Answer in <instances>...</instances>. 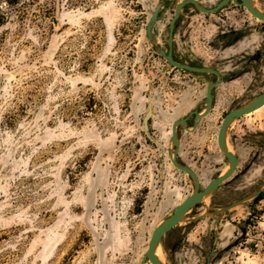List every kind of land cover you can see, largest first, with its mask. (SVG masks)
<instances>
[{"label": "rangeland", "instance_id": "374dc122", "mask_svg": "<svg viewBox=\"0 0 264 264\" xmlns=\"http://www.w3.org/2000/svg\"><path fill=\"white\" fill-rule=\"evenodd\" d=\"M180 1L20 0L8 7L0 0V264H140L154 228L192 193L193 182L166 156L172 122L203 108L205 85L169 66L145 33L152 10L164 3L154 34L165 48ZM200 1L211 8L220 0ZM254 1L264 11V0ZM187 10L199 19L179 27L181 60L191 54L192 36L204 47L217 41L210 26L224 30L222 19L253 32L260 50L236 95L220 89L197 131L181 132L182 158L205 184L226 167L216 145L224 114L264 88V25L232 4L215 15ZM259 129L264 107L228 131L240 158L235 176L259 154L249 172L222 185L228 203L264 187ZM216 200L206 198L186 216L204 217L162 238L163 263L264 264V192L222 214L219 224L210 218L228 206Z\"/></svg>", "mask_w": 264, "mask_h": 264}, {"label": "water", "instance_id": "95a60500", "mask_svg": "<svg viewBox=\"0 0 264 264\" xmlns=\"http://www.w3.org/2000/svg\"><path fill=\"white\" fill-rule=\"evenodd\" d=\"M233 2L234 4L241 6L245 8L249 14H251L254 18L264 21V11L260 10L254 0H221L216 6L213 8H204L202 7L197 0H184L175 5V12L172 20L169 23V29H168V36L166 39L167 44V51L158 48L157 47V38L154 34V27L159 19L160 11L164 7V3H158L154 9L151 12V16L149 18V21L147 23L145 33L147 40L149 44L152 46V48L155 50V52L160 55L162 58L166 60V62L169 64V66L186 71L195 77L199 78L197 76L198 73H211L218 76L219 80L217 82H208V88L206 91V97L204 100V103L206 105L205 110L201 113H196L195 117V124L191 130V132H194L197 128V121L203 118H206L213 108V101L214 96L212 94L213 88L218 85L221 82L220 76L217 71L211 69V68H198L193 67L187 64H182L174 60L172 56V47H173V36H174V30L176 26V22L180 16V13L182 9L188 5H193L199 12L204 14H214L224 8L229 3ZM264 107V92L260 95L252 98L248 102L234 108L230 112H228L219 127L218 133H217V146L218 149L228 158V164H227V171L225 174H222L215 178L210 184H208L202 191H200V181L196 173L190 169L188 166L181 165L177 160V155L180 149V140L178 138V127L182 126L185 130H188L185 126L186 119H179L172 123L171 126V135H170V149H169V155L172 165L178 169L179 171L185 173L186 175H189L192 177L195 183V187L192 191V193L179 205H177L170 215L163 218L158 225L154 228L151 237L148 242V247L145 252V255L142 258V261L140 264H165L163 263L159 256H158V249L160 246V243L162 241V238L173 228L177 227L181 223L184 222H191L198 220L204 216H199L196 218H186L187 213L199 202L202 200H205L208 198L212 193L218 188V186L223 183L224 181L228 180L233 173L236 170L238 158L237 156L230 150L228 143H227V135L228 131L231 127V125L241 119L242 117L252 114L256 112L257 110H260ZM153 111H152V105L149 104L148 106V112L146 113L143 124H144V130H148V121L152 117ZM264 192V187H261L259 190L255 191L254 193L248 195L247 197L243 198L242 200L235 202L231 204L230 206L213 213V215L218 213L227 212L232 208L243 206L248 201L253 200L256 198L259 194Z\"/></svg>", "mask_w": 264, "mask_h": 264}, {"label": "flooded vegetation", "instance_id": "af4514ba", "mask_svg": "<svg viewBox=\"0 0 264 264\" xmlns=\"http://www.w3.org/2000/svg\"><path fill=\"white\" fill-rule=\"evenodd\" d=\"M181 1H184V0H181ZM197 1H198V3L202 7L208 8V7H205L201 3L200 0H197ZM238 2H240V0H238ZM177 3H179V2H177ZM177 3L174 4V9L172 10L171 17H170L169 22H168V29H169V23H170V21L172 20V18L174 16L175 5ZM231 4L234 5L235 7L243 8V7L238 6V5L234 4L233 2H231L228 5H226L224 8H222L221 10H219L218 12L223 11L227 6H229ZM187 7H192V9L195 11L196 14H202V15H215L218 12H216L214 14H204V13L199 12L193 5H191V4L186 5L182 9V11L180 13V16H179V18H178V20L176 22V26H175V30H174V36H173V47H172V56H173V58H174L175 61H177L179 63H182V64H187V65H190V66H193V67H198V68H211V69H213V70H215V71L218 72V74L220 76V79H221V82L218 85H216L213 88V90H212V94L214 96L213 108H212V111H213L214 108H215V105H216L217 92L220 89H224V90H227V91H232L233 94L236 95V92L235 91H236V88H237V86L239 84V81H241L242 78L244 76H246L250 72V70H252V64L253 63L254 64H257L259 62L260 50H259V48H256L257 47V43H258V38L251 31L246 30L244 32L243 30H240V28H236V26H233V25L237 24V21H234V24H231V26H229V25L228 26H225L227 22H226V20H223L222 19L221 22L223 24H221V27L224 28V30H222L220 32H217V30L219 29V27H217L216 25H211L210 26V29H215V30H210V32L212 34V35L209 36L210 39H212V38H215L216 39L217 38L218 40L217 41H215V40H209L207 42V46H205V47L200 45V44H203V42H201L199 40H198V43L196 42V40L195 41H191V43H192V50H191V54H190L189 58L187 60H181L177 56V54L178 53H181V51L180 50H177V45L178 44H177V38H176V36H177V34L179 32L178 30H179L180 25L185 20V17L188 16L187 17L188 20L190 19V17H192V15H188L187 14V12H188ZM213 7H211V8H213ZM166 9H167V7H165V6L161 9L160 16H159L158 21L160 20L161 16L163 15V13H164V11ZM243 9L245 10V12L247 13V15H248V17L250 19L254 20L257 23H260V24L264 25V21H261V20H258L256 18H254L251 14H249V12L245 8H243ZM228 14L229 13H227L226 15H228ZM167 36H168V31H167ZM166 39H167V37L164 40L166 47L165 48H162L165 51H167ZM212 44H215V45L216 44H219L220 46H215V45L213 46ZM172 68L175 69V70H177V71H181V72H183V73L191 76L192 78H194V79L202 82L205 85V97H206V91H207V88H208V82L212 81V82L215 83V82H217L219 80L218 76H216L215 74H211V73H198L197 76L199 78H197L194 75H192V74H190V73H188L186 71H183V70H180V69H177V68H174V67H172ZM263 92H264V88H263V90L259 94H257V96L260 95ZM204 100H203V108H201V109L193 108L192 110L188 111L183 116H181L179 118H175L174 121H173V122H175L176 120H179V119H186L185 126H186V128H188V130H190V131H187L182 126H179L178 127V138L180 140V149H179V152H178V155H177L178 162L181 165L188 166L190 169H192V164L190 163V160L186 159V161H185L182 158V155L180 153V150H181V132L184 131V132H186L189 135L194 134L197 131V129H198L199 122L202 121V120H204V119H207L211 115L212 111L210 112V114L206 118H203V119L198 120L197 121V128H196V130L194 132H191V130H192L194 124H195L196 113L199 114V113H201V112H203L205 110L206 105L204 103ZM231 110H233V109H229L224 114V116L228 112H230ZM258 111L259 110H257L256 112H258ZM152 117H153V114H152ZM151 118L149 119V121L151 120ZM149 121H148V126L150 125L149 124ZM142 125L144 127L143 121H142ZM217 133H218V131H217ZM259 133L261 134L262 137L264 136V130L259 129ZM170 135H171V131H170ZM262 144L264 145V143H262ZM216 145H217V136H216ZM217 149H218V146H217ZM222 155L226 158L227 163H226L225 166H227V164H228V158L223 153H222ZM236 156L238 158V163H237V167H236L235 172L233 173V175L228 180H226L223 183H221L218 186V188L212 193V195H210L212 197H216V199H217L216 201L219 202L218 203L219 204L218 206L220 208L231 205V203H228V201H225L228 198V196H225L224 194H221L220 195V193H219L222 185L224 183H226L227 181L231 180L233 177L239 178L241 176H244L247 172H249V170L251 169V161L253 159L254 160L257 159L259 157V154H255L251 158V160L246 164V166L240 172L241 173L240 176H235V175H237L236 173L238 171L239 163H240L239 156L238 155H236ZM166 157H167L168 161L170 162L171 166L174 169H176L172 165V163H171L170 155H169V152L168 151H167V156ZM191 160H193V162H195V163L199 162V160L198 161L197 160H194V157H192ZM176 170L179 171L178 169H176ZM225 171H226V168L224 169V171H221L220 173H218L214 177H212L210 179V181L207 182V183H205V184L202 183V180H201L200 176L194 171L196 173V175L198 176L199 181H200V191H202L208 184H210L218 176L222 175ZM179 172H181V171H179ZM181 173H183V172H181ZM183 174H185V173H183ZM188 177L193 182V189H194V187H195L194 180L192 179L191 176L188 175ZM234 179H236V178H234ZM258 189H259V187H257L253 191H256ZM261 196H262V193L259 194L256 198H254L253 201L259 199ZM244 197L245 196L241 197L240 199H242ZM203 201L204 200H202L201 202H199L198 204H196L193 208L197 207ZM220 210H222V209H219L216 212H218ZM216 212H214V213H216ZM224 213L225 212L215 214L210 219H212V221H213L214 224H219V223L223 222V218L221 217V215L224 214Z\"/></svg>", "mask_w": 264, "mask_h": 264}, {"label": "crops", "instance_id": "0c3cea01", "mask_svg": "<svg viewBox=\"0 0 264 264\" xmlns=\"http://www.w3.org/2000/svg\"><path fill=\"white\" fill-rule=\"evenodd\" d=\"M187 17H188V16H187ZM197 19H199L197 16H192V17H190L189 22H190L191 24H194L195 21H197ZM187 20H188V19H185L184 22L187 21ZM184 22H182V23H184ZM195 40H197V38H196L195 36H192L191 41H195Z\"/></svg>", "mask_w": 264, "mask_h": 264}, {"label": "trees", "instance_id": "16d2710c", "mask_svg": "<svg viewBox=\"0 0 264 264\" xmlns=\"http://www.w3.org/2000/svg\"><path fill=\"white\" fill-rule=\"evenodd\" d=\"M4 5L10 7L19 4L20 0H4Z\"/></svg>", "mask_w": 264, "mask_h": 264}, {"label": "bare ground", "instance_id": "6f19581e", "mask_svg": "<svg viewBox=\"0 0 264 264\" xmlns=\"http://www.w3.org/2000/svg\"><path fill=\"white\" fill-rule=\"evenodd\" d=\"M225 168H226V171H227V166H226ZM223 171H224V170H223ZM226 171H225L223 174H225V173H226ZM161 259H162V258H161ZM161 259H160V260H161ZM163 260H164V259H163ZM163 260H162V261H163Z\"/></svg>", "mask_w": 264, "mask_h": 264}]
</instances>
